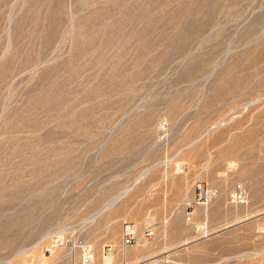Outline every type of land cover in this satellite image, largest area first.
Segmentation results:
<instances>
[{
	"label": "rangeland",
	"instance_id": "rangeland-1",
	"mask_svg": "<svg viewBox=\"0 0 264 264\" xmlns=\"http://www.w3.org/2000/svg\"><path fill=\"white\" fill-rule=\"evenodd\" d=\"M81 244L264 264V0H0V264Z\"/></svg>",
	"mask_w": 264,
	"mask_h": 264
},
{
	"label": "built area",
	"instance_id": "built-area-1",
	"mask_svg": "<svg viewBox=\"0 0 264 264\" xmlns=\"http://www.w3.org/2000/svg\"><path fill=\"white\" fill-rule=\"evenodd\" d=\"M154 235V228L151 226H147L144 228L142 239L145 241H149ZM137 236L134 232L133 226L128 223H124L122 230H121V244L123 246L128 245H135L137 243ZM81 258L80 264H95V255L94 253L88 248L87 245L81 244ZM110 250L109 246H106L105 253H108ZM157 264H171L170 261L164 260Z\"/></svg>",
	"mask_w": 264,
	"mask_h": 264
},
{
	"label": "bare ground",
	"instance_id": "bare-ground-1",
	"mask_svg": "<svg viewBox=\"0 0 264 264\" xmlns=\"http://www.w3.org/2000/svg\"><path fill=\"white\" fill-rule=\"evenodd\" d=\"M118 196H119V195H118ZM118 196H117V197H118ZM115 197H116V196H115ZM119 197H120V196H119ZM112 199L114 200L115 198H112ZM108 257H109V256H105L104 258H108Z\"/></svg>",
	"mask_w": 264,
	"mask_h": 264
}]
</instances>
